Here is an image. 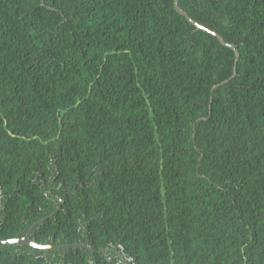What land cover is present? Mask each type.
<instances>
[{
  "label": "trees",
  "instance_id": "1",
  "mask_svg": "<svg viewBox=\"0 0 264 264\" xmlns=\"http://www.w3.org/2000/svg\"><path fill=\"white\" fill-rule=\"evenodd\" d=\"M178 4L236 63L174 0H0V239L94 248L0 264H264V0Z\"/></svg>",
  "mask_w": 264,
  "mask_h": 264
},
{
  "label": "water",
  "instance_id": "2",
  "mask_svg": "<svg viewBox=\"0 0 264 264\" xmlns=\"http://www.w3.org/2000/svg\"><path fill=\"white\" fill-rule=\"evenodd\" d=\"M42 2H44V0H42ZM174 6L176 8V10L181 13L182 15H184L192 24H194L197 28H201L205 31H208L210 32L211 34L215 35L219 41L224 44V45H227L229 47H231L236 56H235V63L238 59V50L237 48L231 44V43H228L226 42L223 37L217 33L216 31L200 24L199 22H197L196 20H194L191 16H189L178 4V0H174ZM236 73V71L234 70L233 72V75ZM227 79H225L226 81ZM217 84H215L214 86H216ZM213 86V87H214ZM58 208V207H57ZM41 221H43V218L42 219H39L37 221H34L28 228L27 232L21 236V237H12V238H7V239H0V245L1 244H19V245H30V246H33V247H36V248H46V249H67L69 247H85L87 248L89 251L93 252L94 251V248L91 247V245H89L88 243L86 242H76V243H71V244H61V245H55V244H50V243H39L33 239L30 238V235H31V232H32V229L33 227L37 224V223H40ZM105 250V249H104Z\"/></svg>",
  "mask_w": 264,
  "mask_h": 264
}]
</instances>
